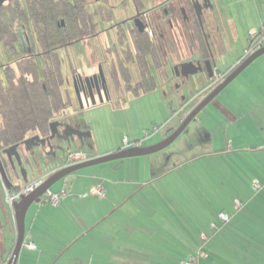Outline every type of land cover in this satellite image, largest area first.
Segmentation results:
<instances>
[{
  "label": "crops",
  "instance_id": "crops-1",
  "mask_svg": "<svg viewBox=\"0 0 264 264\" xmlns=\"http://www.w3.org/2000/svg\"><path fill=\"white\" fill-rule=\"evenodd\" d=\"M211 2L215 15L222 16L219 0H211ZM251 3V13L256 14L258 20L253 26L247 22V29H243L244 34L249 35L247 48L250 45L251 36L264 24V14L261 13L264 11V0H251ZM244 17L247 19V16L244 15ZM209 18L211 25L209 24L206 40L207 58L212 57V50L216 49L226 58L224 59L226 68L218 72L214 71V73H226L243 58V51V53H236L234 57H231V53L228 54L232 51L231 41L236 37L239 38L241 33L239 29H235L231 21L229 24V20L220 24L216 21L217 17H211L209 14ZM257 27L258 29H256ZM194 46L202 52L199 43H194ZM261 56L252 61L247 66L248 68H245L247 71L243 77L234 83L230 92H226L219 99L216 109L217 131L213 134L212 127L206 126V130L203 132L205 134L203 139L207 145H210V149L200 155L201 159H205L199 168L200 182L207 194L215 196L210 198L209 204L202 203L207 212L204 211L206 218L199 224L200 230L194 231L193 238H191V232L184 233L186 238L184 236L183 241L189 240L192 246L190 245L189 249L173 247L172 249L180 253L175 257V260L155 256L158 260L148 264H187L192 262L195 259L199 235L201 234V238L204 240L208 239L209 224L217 218V216H213L220 212L227 213L229 219L224 221L221 228L217 227L216 232L212 234L211 243L215 240V243L210 246L212 251L214 250L215 254H222L214 249L216 246L217 250L224 252L222 241L225 240L222 238L241 243L252 242V263L249 264H264V57ZM147 63L149 73L157 74L158 72L152 78L154 85L148 90L149 92L156 88L158 79L163 82L159 71L166 66L164 65L162 68V65H153L148 60ZM144 92L142 91L141 94ZM248 119H253V121H248ZM135 141L140 142V139L137 138ZM152 143L154 142L144 143L142 141L141 145L146 146ZM118 147L121 146L103 151L91 150L86 153L89 157H94L113 151ZM70 153L72 152L69 151L62 162L59 161L52 166L48 164V167L50 166L48 170L64 163ZM142 156H145L147 165L150 166L153 173L150 181L160 178V174L155 173V169L160 166L162 160L160 162V159L151 154ZM138 163H140L139 160ZM108 166L103 167L105 171L113 170L115 172L118 170L117 173H122L123 166ZM142 167L144 166L135 167L132 172L141 175ZM211 168H216V170ZM175 169L176 167L173 170ZM173 170H169V172ZM123 173L124 177L118 175L114 178L112 175L100 171H79L74 173L72 178H68V184L65 185V196L59 204L54 205L43 199L40 202L32 203L25 217L24 241L32 242L34 247L22 246L16 264H112L111 258H113L114 264H133L128 259L133 257V252L138 251V248L130 243L140 242L141 238L137 235L143 236L145 231L147 232L146 236L152 235L153 241L156 240L164 244L167 242L169 245L168 237H162L164 238L162 239L159 236L163 235L164 231L160 230L161 233H159L158 227L157 230H149L147 222L136 221L134 225L137 230L131 229L133 232L130 234H128L130 231L124 229L131 218H128V215L126 217L128 210L127 208L122 209V207L127 203L128 195L130 198L136 194L134 185L138 179L130 181L131 184H134L132 186L127 184V171ZM254 183H258L259 186L255 187ZM99 185L103 188V194H92L93 189ZM55 193L58 192L55 191ZM152 194H154L153 191ZM237 199L239 200L238 204L236 203ZM149 206V210H154V202L149 203ZM135 210L136 212L130 217L134 216L137 219L140 209L136 208ZM9 212L14 222L13 208L10 206ZM143 215L144 213L141 218ZM112 235L122 237L118 246L111 245L117 238ZM171 236L175 240L176 232ZM123 237L125 238L123 239ZM99 242L107 243V246H98ZM12 245L8 249L6 240H4V247H0V252H7V258ZM163 249L165 252V246ZM149 250L153 251L151 248ZM140 252L148 251L141 250ZM165 253L168 254V252ZM147 254L149 255V253ZM151 256L154 255L151 254ZM151 256L149 255V257ZM197 257L198 259L194 263L192 262L193 264H203L209 255L204 253ZM103 258L104 261H102ZM6 260H3L1 264H5Z\"/></svg>",
  "mask_w": 264,
  "mask_h": 264
},
{
  "label": "rangeland",
  "instance_id": "rangeland-1",
  "mask_svg": "<svg viewBox=\"0 0 264 264\" xmlns=\"http://www.w3.org/2000/svg\"><path fill=\"white\" fill-rule=\"evenodd\" d=\"M219 2L221 4L220 9L222 16H218V14L215 15V12L212 13L213 17H217V23L220 22V24H224L226 20H229V24L231 21L235 29H239L242 34H240L239 38L236 37V39L234 38V40L231 41L232 51L228 54L231 53V57H234L236 53L242 51L245 52L247 49L249 35H245L243 31V29H247V22H249L250 26L256 25L255 22L258 18L256 14L251 13V0H219ZM261 13L264 14V11H261ZM202 15V26L204 29H209V26L211 25L209 23L211 21L209 14L203 13ZM244 15L247 16V19H245ZM256 29H258V27ZM79 50L81 51V49ZM83 51L84 53L81 51L82 58L78 64L79 69L82 72L86 70L85 63L89 62L88 60L90 57L89 48L86 47ZM211 55L214 59V71L218 72L221 69L226 68L224 63V59L226 58L219 54L216 49L212 50ZM261 57H264V55ZM226 62L228 63L227 60ZM75 63L77 62L75 61ZM246 71L247 70L245 69L239 73L235 79L216 95L197 114V116L189 122L187 127L170 145L151 154L155 155L157 159H160V162L162 160L160 166L155 169V173H159L160 178L150 181L153 173L150 166L147 165L145 156H138L139 158L128 157L116 159L105 163L91 165L77 171H100L108 173L114 178L118 177V175L124 177L123 172L127 171V184L132 186L134 184H131L130 181L135 178L138 179V182L134 185V192H136V194L130 198L128 195L127 203L122 207V209L127 208L128 210L126 217L128 215V218H131V221L128 222L124 229L130 231L128 232V234H130L133 232L131 229L135 231L137 230L134 225L136 221L147 222L146 225H148L149 230H157L158 227L159 233H161L160 230L164 231L163 235L159 236L161 238L168 237L170 240L169 245H167V242L164 244L156 240L153 241L151 238L152 235L149 234L146 236V231L143 236L138 234L137 237L141 238L139 239L140 242H135L136 244L130 243L132 246L136 245V248H138V251L133 252V257L128 259L131 263L148 264L150 262H155V260H158L155 256L175 260V257L180 253L179 251L172 249L173 247H186L189 249L190 245L192 246L189 240H187V242L183 241L185 236L184 233L191 232V238H193L194 231L196 229L198 231L200 230L199 224H201L206 218L205 212H207L202 206V203L206 205L209 204L210 198H214L215 196L214 194H207V191L202 188L200 182L199 168L201 163H204L205 160L204 158V160L201 159L200 155L210 149V145H207L206 141L203 139L205 136L203 132L206 130V126L212 127L214 130L212 131L213 134L217 131L216 123L218 115L216 114V109L219 99H221L223 94L232 90L234 83L242 78ZM207 80V72H198L197 74L191 75L186 85H181L177 91H169V89L164 86L163 82L158 79L156 82V88L149 92H144V94H132L131 92L126 91L121 107L118 108H113L114 106L109 104L104 105L100 102L89 106L83 104L82 107L78 105V108H75L76 103L73 98L69 96L70 105L65 107L59 115L62 116L61 119H66L70 124L78 122L79 126L84 128L83 131L86 135L81 137L66 135V139H64L63 132L60 130L55 138L56 141L53 142V146L57 143V148L55 147L57 158H51L50 161L52 163H50V165L52 166L59 161L62 162L69 151L75 152L77 151L76 149L83 148L87 151H103L107 149L109 150L110 148L113 149L116 146L123 147L125 144V138H127L129 142L137 138L140 139V142L143 141L144 143L154 142L152 144H155L159 142L163 136L167 135L170 131L172 132V130L179 126L193 107L204 96H206L208 90ZM250 120L253 121V119H248V121ZM89 144H91L90 147ZM33 149L35 151L40 150L41 152V150H47L48 147L46 145H39L35 146ZM137 159L140 163H138ZM205 163L207 162L205 161ZM208 163L210 164V162ZM108 165H115L116 167L123 166L121 168L122 173H117L118 170H115V172L113 170L105 171V168L103 167H109ZM35 166L37 168L35 173L31 171L29 166L25 167L29 176L28 179L37 176L36 174H38V170L45 172L50 167H48V164L45 163L44 160H40ZM138 166H144L142 167L141 175L132 172L135 167ZM174 167H176L175 170H173ZM211 169L216 170V168ZM169 170L173 171L169 172ZM73 174L68 175L67 178H72ZM64 186V178H61L51 185L50 191L60 192ZM211 190L213 191L214 189ZM152 191L154 194H152ZM151 202H154V210L152 211L149 210V203ZM136 208L140 209V212H138V220L134 216L130 217L136 212ZM143 213L144 215L142 216V219L141 215ZM216 216L217 218L209 224L210 235L208 236V239L204 240V238H201V234L199 235L198 247L196 248V255L194 257L195 259L192 262L194 263L195 260L198 259L197 256L206 253V255H209V258L203 264L252 263V242L241 243L222 238L225 240L222 241L224 244V252L222 250H217L216 246L214 249L222 254H215L214 250L212 251L210 246H212V243H215V240L211 243V240L213 239L211 236L216 232L217 227L221 228V225L224 223L218 213L213 217ZM213 224L216 226L213 227ZM175 232L176 237L175 240H173L171 235ZM15 235L16 231L14 222L10 216L9 205L5 201L4 185L0 178V247H4V240H6L7 248L9 249L14 241ZM112 237L117 238L115 242L113 241L111 243V245L118 246V242L122 237L119 235H112ZM124 238L125 237H123V239ZM78 245H76V247H78ZM104 245L107 246V243H98V246L102 247ZM163 246H165V252H168V254L164 252ZM149 248L154 252H150ZM141 250H146L148 252L142 253L140 252ZM0 253L2 256L0 258L1 264L3 260L7 259V252L3 253V251H1ZM147 253H149L150 256L151 254L154 256L149 257ZM216 259L217 262H215ZM104 260L105 259L103 258L102 261ZM110 260L112 261V264H114L113 258Z\"/></svg>",
  "mask_w": 264,
  "mask_h": 264
},
{
  "label": "flooded vegetation",
  "instance_id": "flooded-vegetation-1",
  "mask_svg": "<svg viewBox=\"0 0 264 264\" xmlns=\"http://www.w3.org/2000/svg\"><path fill=\"white\" fill-rule=\"evenodd\" d=\"M69 1L73 2L74 0ZM80 1H82L81 4L88 14L90 33L71 44L61 47V49L67 50V55L71 56L68 60L72 62L71 66L73 67L71 71H66V84L62 92L66 91L67 97L73 98L77 104V106L75 104V108H78V105L80 107L83 104L89 106L97 102L118 108L121 107L126 91L132 94L142 93L144 74L142 73L140 61L143 57V52L140 47L141 41H139V35L142 38L144 32H147L149 37L154 41L147 59L153 65L160 63L162 68L164 65L166 66L159 71L161 72L159 75L163 79L164 86L169 91H177L181 85H186L191 76H184L182 74L180 65L184 62L193 61L194 63H200L202 66L200 72L206 73L203 60L207 58L203 56L200 49L198 50L192 45V39L196 36V29H201L203 37L207 38L208 29L203 28L201 18L203 13L210 14L213 17V4L211 0ZM63 24L64 22H62ZM18 32L22 45L30 42L27 33L23 34L21 29H18ZM86 47L89 48L90 57L89 62L85 63L86 70L82 72L78 64L82 58V53H84L83 49ZM79 49H81L82 53ZM31 55H33L32 57L37 63L41 62L42 58L39 60L37 57L42 56L41 51L34 52ZM18 56H23L22 51L20 53V49L17 50L16 56H11L2 48V44L0 43V78L2 77L3 66L13 62ZM174 60L175 62L173 63ZM176 66L178 67L177 70ZM221 73H215L213 77L208 78L207 93L224 78H220ZM155 74L150 72L148 76L153 78ZM61 117V115H57L50 122L57 123L53 138L50 137L49 123V133L46 136L33 133L19 142L0 148V157L4 162L5 170L17 188L18 186L23 187L35 180H40V183H42L60 167L68 166L65 163H61L45 172L38 170L37 176L31 179H28L29 176L27 174L26 181H23V178L16 169V151H19L22 159L27 162V164H23L24 167L29 166L31 171L35 173L37 169L35 165L40 160H44L45 163L50 164L52 163L50 161L51 158H57L55 152L57 143L53 146V142L56 141L55 138L60 130L65 134L64 131L70 130L68 126H71L85 133L83 131L84 128H81L78 122L70 124L66 119H61ZM72 135L79 136L77 134ZM84 135L86 133L82 136ZM34 136L46 139V142L41 143L39 140L24 142ZM64 136L63 138L66 139V136ZM139 143L141 145V142ZM39 145H46L48 149L41 150V152L40 150L35 151L33 148ZM50 147L52 148L50 149ZM77 152L84 156V159L78 162L92 158L88 156L86 149L81 148ZM9 156L13 158L16 167L12 166Z\"/></svg>",
  "mask_w": 264,
  "mask_h": 264
},
{
  "label": "trees",
  "instance_id": "trees-1",
  "mask_svg": "<svg viewBox=\"0 0 264 264\" xmlns=\"http://www.w3.org/2000/svg\"><path fill=\"white\" fill-rule=\"evenodd\" d=\"M81 2L7 0L0 6L2 48L11 56H16L18 49L23 54L3 66L1 72L4 78H0V148L33 133L46 136L51 120L69 105L67 92L62 90L66 84V71H71L73 67L68 60L71 56L61 47L90 33L88 14ZM18 29L28 34L30 42L25 45L20 43ZM142 36L139 35L143 52L140 65L144 74L143 91L147 92L154 85L152 77L148 76L147 63L154 41L147 32ZM194 43H199L203 56L207 58L206 39L201 29H196L192 45ZM39 51L42 56L37 57L42 60L37 63L31 54ZM158 65L161 66L160 63Z\"/></svg>",
  "mask_w": 264,
  "mask_h": 264
},
{
  "label": "water",
  "instance_id": "water-1",
  "mask_svg": "<svg viewBox=\"0 0 264 264\" xmlns=\"http://www.w3.org/2000/svg\"><path fill=\"white\" fill-rule=\"evenodd\" d=\"M7 0H0V6ZM199 13V11H198ZM264 54V45H261L259 48L255 49L252 53L247 55L244 59H242L239 63L234 65L232 70L227 73L224 78L212 89L210 90L206 96H204L188 113V115L182 120L179 126H177L172 132L162 138L159 142L144 146V145H135L130 147H118L113 151L94 156L82 162L74 163L68 166H63L57 169L54 173H52L47 179H45L42 183H40L35 189L31 192L22 194L18 200L13 202V217L15 223V231L16 235L14 238V242L12 248L10 250L9 256L5 262V264H16L18 255L20 250L23 246L24 238H25V217L26 213L32 203L40 202L44 196V194L50 190L51 185L56 182L57 180L64 178L70 174L76 173L78 170L86 168L91 165H96L100 163H105L108 161L116 160V159H123L128 157H135V156H142V155H149L154 152H157L168 145H170L178 136L179 134L187 127L189 122L197 116V114L216 96L218 95L235 77L241 73L252 61L256 58L260 57ZM203 64L207 75L209 78L214 76V60L210 56L203 60ZM176 70L178 67H175ZM181 72L184 76L194 75L197 74L202 70V66L200 63H194L193 61L184 62L180 65ZM57 123L52 122L50 123V137L53 138L56 130ZM70 130H65L64 133L66 135L77 134L82 136L85 133L82 131L74 129L71 126H68ZM63 134V136L65 135ZM65 135V136H66ZM64 136V137H65ZM66 138V137H65ZM35 140H39L41 143H45L46 139H40L38 136L31 137L24 142L27 141L34 142ZM14 147V146H12ZM52 147H50L51 149ZM10 162L13 167H17L16 169L20 173L23 181L27 180V171L23 164H27V162L22 159V155L19 151H16L15 160L16 164L11 156H9ZM0 178L4 186L8 189L17 188L16 185L11 181L9 178L7 171L5 170V165L3 160L0 157ZM19 187V186H18Z\"/></svg>",
  "mask_w": 264,
  "mask_h": 264
},
{
  "label": "built area",
  "instance_id": "built-area-1",
  "mask_svg": "<svg viewBox=\"0 0 264 264\" xmlns=\"http://www.w3.org/2000/svg\"><path fill=\"white\" fill-rule=\"evenodd\" d=\"M252 40L250 42L249 47L246 49V51L244 52L243 55V59L249 55L250 53H252L255 49L259 48L261 45H264V25L261 26L260 28V32L258 34H253L252 36ZM225 73H221V77H224ZM124 146L123 147H130V146H135V145H139V141H131L129 142V140L127 138L124 139ZM84 159V156L81 153L78 152H72L68 155L66 161L64 162L65 165H71L74 164L78 161H81ZM68 176L64 177V185L68 184ZM40 180H35L32 183H29L23 187H18V188H12V189H8L6 186H4V190H5V201L6 203L12 208L13 202L15 200H18L20 198V196L22 194H26L31 192L33 189H35L39 184H40ZM255 187H258V183H254ZM65 186L63 187V189L58 192H52L50 190H48L44 196H43V200L50 202L54 205H57L60 203V201L63 199V197L65 196ZM92 194L94 195H102L103 194V188L101 185L95 187L92 191ZM236 203H239V200H236ZM220 218L223 221H227L229 219V216L226 213H220L219 214ZM216 225L213 224V227H215ZM23 246L32 248L34 247V244L32 242H23ZM187 264H192V262H189Z\"/></svg>",
  "mask_w": 264,
  "mask_h": 264
}]
</instances>
